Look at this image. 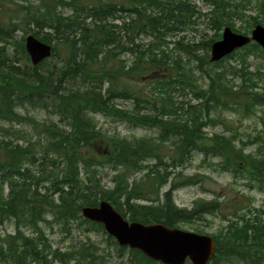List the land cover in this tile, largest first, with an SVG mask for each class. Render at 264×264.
<instances>
[{
	"label": "trees",
	"instance_id": "1",
	"mask_svg": "<svg viewBox=\"0 0 264 264\" xmlns=\"http://www.w3.org/2000/svg\"><path fill=\"white\" fill-rule=\"evenodd\" d=\"M119 1L0 0V122L7 124L0 125V227L14 225L0 234V264L105 263L106 250L89 240L53 248L42 226L64 236L102 233L128 264H160L119 246L81 209L107 201L129 222L169 228L220 216L225 194L190 208L174 203L176 189L204 178L175 182L195 154L211 171L264 193V50L250 42L209 61L224 27L248 35L264 26V0ZM5 4L13 7L6 14ZM200 21L205 30L190 39ZM21 31L49 44L50 57L32 66L24 38H14ZM27 109L48 118L19 112ZM91 114L153 135L108 134ZM227 114L258 115L261 130L243 136ZM217 126L221 133L207 131ZM247 147L254 150L243 153ZM233 208L210 235L208 264H264V209Z\"/></svg>",
	"mask_w": 264,
	"mask_h": 264
},
{
	"label": "rangeland",
	"instance_id": "2",
	"mask_svg": "<svg viewBox=\"0 0 264 264\" xmlns=\"http://www.w3.org/2000/svg\"><path fill=\"white\" fill-rule=\"evenodd\" d=\"M123 4H126V0L119 1ZM200 7L204 8L201 4L197 3ZM1 5V2H0ZM4 12L5 14L13 8L12 6H9L8 4H5L4 6ZM205 9V8H204ZM3 18V17H2ZM195 32H190L188 37H197L199 36L202 31L205 30V24L201 21L198 23V26L195 29ZM212 32L207 31V35H211ZM30 35L28 33L24 32H17L14 35L15 41H19L21 38H24ZM219 40V39H218ZM12 50H9L10 56L14 55ZM59 60V58L57 59ZM54 62V59H52ZM56 61V60H55ZM25 62V60H22V63ZM52 62V63H53ZM234 64V63H232ZM189 99V96L187 97ZM186 99L176 95L175 101L181 102L185 101ZM122 108L127 107L128 105L126 103H121L120 105ZM18 111V110H17ZM20 113H24L30 117H34L37 120H42L48 118V116L37 110L27 109L26 111H19ZM91 117L94 119V121L97 123V125L104 130L108 134H117L120 136H126V137H140L143 135H153V132L151 130L142 129V128H135L127 123L118 122L115 118L110 116H105L103 114H91ZM226 119H229L228 121L231 122L230 126L233 128L237 127L239 124V132H241V135L243 136H251L255 134L258 130H261L260 120L258 115H254L249 119H240L236 115H225ZM0 125L7 126V124L0 122ZM16 129L21 128L20 126H15ZM24 128V127H23ZM27 129V128H25ZM207 131L211 133L219 134L221 133L222 129L221 127L217 126L213 129L208 128ZM248 138V137H246ZM254 150V147H247L243 150V153H249ZM108 173V171H107ZM193 175H197L198 178L204 177L202 179V182H198L194 185H187V186H180L176 191L173 193V200L177 207L180 208H190L192 206V203L195 200L198 199H212L215 197L214 194H225L228 195V204L226 203L225 211L220 215H227L228 218H232L231 214L234 213L236 209L233 207H240V211L242 209H245L247 207H250L253 209H264V193L258 191V190H249L247 187L244 186L243 182L239 183H233L231 181V178L229 174H220L211 171L209 167H207L206 161H203V158L195 154L190 162H188L184 168L182 169V177L177 178L175 182L179 184L180 182H183L188 177H191ZM108 180V177L105 176V181ZM222 187V189H221ZM168 186H166L163 191L167 190ZM251 210V211H252ZM214 217V216H206L204 220L199 221L198 224L194 225H182L180 229L186 230V231H192L195 226H200V228L204 231V235H211L215 233L219 227L223 224V219L220 217ZM44 229L45 235L50 240L53 248H60L62 251H69L73 250L74 246H77L79 242H87L89 240L91 243H93L95 246L99 247L100 252H104L106 250V260L104 264H128L126 259H120L117 257V250L116 247L109 246L106 237L102 234H83L81 231H78L76 229L72 230V234L63 235L59 228L57 226L53 228H48L47 226H42ZM14 232V225L11 222L5 223L3 226L0 227V234H12ZM73 246V247H72ZM104 250V251H103Z\"/></svg>",
	"mask_w": 264,
	"mask_h": 264
},
{
	"label": "water",
	"instance_id": "3",
	"mask_svg": "<svg viewBox=\"0 0 264 264\" xmlns=\"http://www.w3.org/2000/svg\"><path fill=\"white\" fill-rule=\"evenodd\" d=\"M250 42L264 50V26L256 25L248 35L236 33L228 26L221 31V38L210 46L209 61L218 62ZM25 52L32 66L48 59L51 46L27 35ZM81 216L103 226L105 233L119 246L136 249L147 258L160 264H208L215 250L209 235L180 228H169L160 223L142 224L129 222L107 201L94 207H83Z\"/></svg>",
	"mask_w": 264,
	"mask_h": 264
},
{
	"label": "bare ground",
	"instance_id": "4",
	"mask_svg": "<svg viewBox=\"0 0 264 264\" xmlns=\"http://www.w3.org/2000/svg\"><path fill=\"white\" fill-rule=\"evenodd\" d=\"M83 218V217H82ZM87 220V219H86ZM89 221V220H88ZM92 222V221H91ZM94 223H96V222H94Z\"/></svg>",
	"mask_w": 264,
	"mask_h": 264
}]
</instances>
